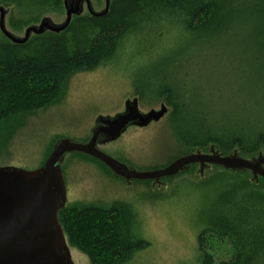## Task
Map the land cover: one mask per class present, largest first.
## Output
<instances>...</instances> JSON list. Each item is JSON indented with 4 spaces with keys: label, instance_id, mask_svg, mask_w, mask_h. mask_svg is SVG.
Wrapping results in <instances>:
<instances>
[{
    "label": "trees",
    "instance_id": "16d2710c",
    "mask_svg": "<svg viewBox=\"0 0 264 264\" xmlns=\"http://www.w3.org/2000/svg\"><path fill=\"white\" fill-rule=\"evenodd\" d=\"M0 4L11 7L19 22L31 23L63 2L0 0ZM177 36L190 46L191 42L208 43L220 68L212 69L211 78L216 82L228 73L219 59L225 48L232 50L230 57L243 53L245 73H236L232 79L239 82L237 90L245 84L253 92L242 94V103L235 101L234 110L238 108L239 113L227 111L230 103L205 90L201 95L195 93L196 103L184 98L187 83L196 86L202 81L173 84L176 78L171 64L168 70L164 63V69H147L142 84L136 82L137 88L165 99L171 108L172 133L183 146L214 145L221 152L237 150L244 157L262 152L264 92L255 98L254 91L264 88V0H111L105 14L73 16L59 33L32 35L22 44L6 38L0 41V120L44 107L57 96L67 76L102 65L128 38L131 46L137 38L141 45L148 41L153 47H148L152 51L144 57L151 61L168 51ZM253 63L261 74L254 72ZM229 81L220 82L223 91L230 89ZM183 187L198 193L202 201L199 260L193 264H264V179L255 181L248 172L213 165L201 178L183 182ZM59 221L69 241L84 251L92 264H127L148 246L138 234L133 207L125 203L65 206ZM206 235L225 239L230 257L216 261L202 246Z\"/></svg>",
    "mask_w": 264,
    "mask_h": 264
},
{
    "label": "rangeland",
    "instance_id": "374dc122",
    "mask_svg": "<svg viewBox=\"0 0 264 264\" xmlns=\"http://www.w3.org/2000/svg\"><path fill=\"white\" fill-rule=\"evenodd\" d=\"M90 1L95 11L103 9L104 0ZM4 7L8 10L5 26L17 36H22L28 25L38 23L43 17H49L54 23L65 19L63 4L31 23L19 22L11 13V7ZM82 13H87L85 6ZM176 38L167 52L163 55L160 53V58L151 61L144 56L150 55L152 50L148 47L153 46H148V41L141 45L138 38L131 46V39L128 38L113 50L111 57L102 65L67 76L61 82L57 96L44 107L30 112L9 114L1 119L0 166H14L26 170L38 168L56 140L69 138L85 141L91 134L97 116L121 112L125 100L133 98L137 99L138 108L143 112L151 108L159 109L162 103L166 105L167 112L160 120L145 127H128L116 140L101 145L102 150L138 170L163 167L175 158L196 149L207 153L210 146L188 148L178 142L172 133L170 106L162 96L155 97L142 92L137 88L136 82L142 84V74L147 69L150 71L155 66H160V70L164 69V63L168 70L171 64V73L176 78L173 84L190 82L191 79L195 80L194 83L202 81L196 86L187 83L182 92L184 98L196 103V94L201 95L205 90L207 94L215 98L221 96L226 103H230L227 111L239 113L238 108L237 111L234 110L235 101L243 102L245 100L241 95H247L248 91L253 92L245 84L237 90L239 82L232 79L234 74L236 77V73H245L241 64L244 61L243 53L230 57L232 50L227 51L225 48L219 59H222L228 73L225 72L226 75L221 77L223 80L216 82L211 78L214 73L212 69L216 67L220 71V68L217 56L212 53L208 43L200 46L199 43L191 42L190 46L180 36ZM0 41H7L1 31ZM139 57L143 58L138 60ZM255 65L252 64L254 72L261 74V69ZM227 80H230V89L223 91L220 82ZM254 92L255 98H258L264 88ZM214 148L221 152L215 146ZM211 168L213 165L204 168L200 173L198 164H194L182 176L164 179L161 184H154L150 180L127 183L122 178L115 177L97 160L80 153H72L66 155L62 163L67 197L65 206L107 207L117 202L128 204L136 213L138 234L148 242V246L127 264H193L199 260V217L202 201L200 202L198 193H191L184 188L183 182L199 179ZM65 237L74 264H92L87 254L71 243L66 234ZM202 246L216 261L228 259L231 255L230 246L225 239L206 235L202 239Z\"/></svg>",
    "mask_w": 264,
    "mask_h": 264
},
{
    "label": "water",
    "instance_id": "95a60500",
    "mask_svg": "<svg viewBox=\"0 0 264 264\" xmlns=\"http://www.w3.org/2000/svg\"><path fill=\"white\" fill-rule=\"evenodd\" d=\"M65 19L54 23L43 17L28 25L22 36L5 26L7 8L0 5V31L11 43H25L32 35L47 31L59 33L66 29L73 16L81 15L83 5L90 15L105 14L111 0H104L100 11L93 9L90 0H62ZM167 112L164 103L159 109L143 112L137 99H127L124 109L113 115H99L86 141L60 138L56 140L44 162L38 168L26 170L14 166H0V264H74L67 244L59 212L65 207L66 186L62 163L66 155L80 153L102 163L111 173L127 183L175 177L198 164L199 172L210 165L223 169L248 172L252 180L264 179V153L244 157L236 150L224 154L210 146L207 153L196 149L183 154L167 165L151 170H138L100 148L116 140L128 127H145L160 120Z\"/></svg>",
    "mask_w": 264,
    "mask_h": 264
},
{
    "label": "flooded vegetation",
    "instance_id": "af4514ba",
    "mask_svg": "<svg viewBox=\"0 0 264 264\" xmlns=\"http://www.w3.org/2000/svg\"><path fill=\"white\" fill-rule=\"evenodd\" d=\"M84 6H85V4L83 5V7H84ZM87 139H88V138H87ZM87 139H86V140H87ZM86 140H85V141H86ZM106 168H107V167H106ZM110 172H111V171H110Z\"/></svg>",
    "mask_w": 264,
    "mask_h": 264
}]
</instances>
